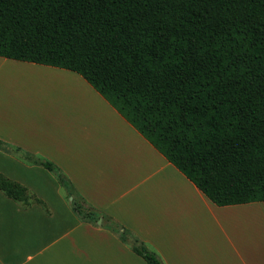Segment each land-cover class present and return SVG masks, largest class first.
Returning a JSON list of instances; mask_svg holds the SVG:
<instances>
[{
    "label": "trees",
    "instance_id": "16d2710c",
    "mask_svg": "<svg viewBox=\"0 0 264 264\" xmlns=\"http://www.w3.org/2000/svg\"><path fill=\"white\" fill-rule=\"evenodd\" d=\"M0 56L81 75L214 204L264 201V0H0ZM11 149L53 173L80 221L164 264L57 165ZM0 190L40 202L1 173Z\"/></svg>",
    "mask_w": 264,
    "mask_h": 264
},
{
    "label": "crops",
    "instance_id": "0c3cea01",
    "mask_svg": "<svg viewBox=\"0 0 264 264\" xmlns=\"http://www.w3.org/2000/svg\"><path fill=\"white\" fill-rule=\"evenodd\" d=\"M0 139L57 165L164 264H264V201L211 202L74 71L0 56ZM9 147L0 173L40 202L0 190V264H146L101 217L80 221L53 173Z\"/></svg>",
    "mask_w": 264,
    "mask_h": 264
},
{
    "label": "water",
    "instance_id": "95a60500",
    "mask_svg": "<svg viewBox=\"0 0 264 264\" xmlns=\"http://www.w3.org/2000/svg\"><path fill=\"white\" fill-rule=\"evenodd\" d=\"M70 199H71V197H70ZM100 222H101V220H100V218H98L97 221H96V223L97 224H100Z\"/></svg>",
    "mask_w": 264,
    "mask_h": 264
},
{
    "label": "rangeland",
    "instance_id": "374dc122",
    "mask_svg": "<svg viewBox=\"0 0 264 264\" xmlns=\"http://www.w3.org/2000/svg\"><path fill=\"white\" fill-rule=\"evenodd\" d=\"M18 86H20V85H18ZM24 94H25V91L23 92ZM35 93V92H34ZM29 97H32V96H29ZM66 196V195H65ZM68 200H70V196L68 197Z\"/></svg>",
    "mask_w": 264,
    "mask_h": 264
}]
</instances>
